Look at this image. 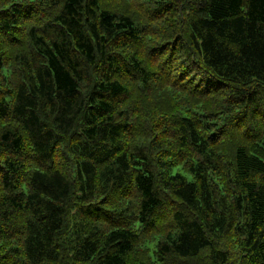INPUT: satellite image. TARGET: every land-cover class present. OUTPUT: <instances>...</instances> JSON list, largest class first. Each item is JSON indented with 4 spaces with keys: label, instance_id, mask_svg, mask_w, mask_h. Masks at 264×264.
I'll use <instances>...</instances> for the list:
<instances>
[{
    "label": "trees",
    "instance_id": "trees-1",
    "mask_svg": "<svg viewBox=\"0 0 264 264\" xmlns=\"http://www.w3.org/2000/svg\"><path fill=\"white\" fill-rule=\"evenodd\" d=\"M0 255L264 264V0H0Z\"/></svg>",
    "mask_w": 264,
    "mask_h": 264
},
{
    "label": "rangeland",
    "instance_id": "rangeland-1",
    "mask_svg": "<svg viewBox=\"0 0 264 264\" xmlns=\"http://www.w3.org/2000/svg\"><path fill=\"white\" fill-rule=\"evenodd\" d=\"M105 2L108 3V0H105ZM139 6V5H137ZM141 10H144L142 12V14H145V17L147 19H152L153 16L150 12H145V7L144 4H141V6H139ZM149 11V10H147ZM146 58H147V67L150 66V68H154L155 64H154V58L152 56V54H146ZM172 58V56L170 57ZM172 68H174L173 65H164V71L163 72H159L156 74H153L151 76H153L152 80L150 82H148L147 84H145L144 87H141V85H139L140 83L137 82V80L134 77H131L129 75H123V82L128 85V89H129V94L122 100V103L128 106V113L130 115V117L134 118V120L132 121V134L136 135V134H140L144 131L145 128V124H144V117H145V106H148V101L149 98L148 96L150 95V93H152L153 91H155L156 88L159 87L160 83L164 82L166 79V74L168 70H171ZM172 79L169 80V82H171ZM175 84H181V82L178 81V79L176 78V80L174 81ZM182 87V86H181ZM183 89V87H182ZM150 102V101H149ZM153 128L155 127L154 125L152 126ZM67 162V161H66ZM65 162V163H66ZM166 212V211H165ZM167 214L164 213L163 211H161L159 213V218H158V223H156V227L159 225H163L160 222H163L166 218ZM9 261V256L8 255H0V264H8ZM181 264H183V262H181Z\"/></svg>",
    "mask_w": 264,
    "mask_h": 264
}]
</instances>
